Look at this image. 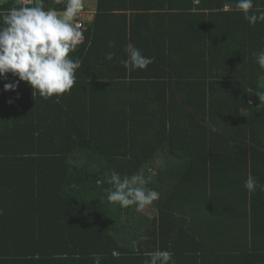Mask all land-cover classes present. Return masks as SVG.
<instances>
[{"label": "trees", "instance_id": "trees-1", "mask_svg": "<svg viewBox=\"0 0 264 264\" xmlns=\"http://www.w3.org/2000/svg\"><path fill=\"white\" fill-rule=\"evenodd\" d=\"M225 4L97 0L69 93L0 78V264H143L156 249L175 264H264V22ZM129 43L146 69L120 63ZM140 170L159 194L150 212L110 203L112 171Z\"/></svg>", "mask_w": 264, "mask_h": 264}, {"label": "clouds", "instance_id": "clouds-1", "mask_svg": "<svg viewBox=\"0 0 264 264\" xmlns=\"http://www.w3.org/2000/svg\"><path fill=\"white\" fill-rule=\"evenodd\" d=\"M32 6L21 5L0 11V78L8 79V73L18 77L14 82L3 85L5 91H15L21 81L32 89L33 95L38 94L44 100L55 96L61 97L69 93L76 83V71L81 68L79 58H73L69 53L76 52L84 43L81 25L75 23L76 17L84 7V0H52L53 4H63L58 11L55 7H45V0H29ZM254 0H235V7L224 5V11H239L249 25L255 26L264 22V10H251ZM110 41L108 47H114ZM127 59L120 63L126 69H146L153 62L141 50L129 43L125 49ZM114 53H107L105 59L112 61ZM256 63L264 71V50L256 54ZM261 103H264V91L257 93ZM110 185L105 191L110 203H118L122 208L135 206L142 211L158 200L155 190L146 189L148 183L143 170L131 176L112 171L107 178ZM258 186L256 178L249 174L244 182V188L255 192ZM264 191V184L259 185ZM133 252L140 255V249L133 246ZM114 258L120 253L112 251ZM143 264H175L173 253L169 250L156 249L144 252ZM38 259V255L35 257ZM96 264L100 262L99 254H94Z\"/></svg>", "mask_w": 264, "mask_h": 264}, {"label": "built area", "instance_id": "built-area-1", "mask_svg": "<svg viewBox=\"0 0 264 264\" xmlns=\"http://www.w3.org/2000/svg\"><path fill=\"white\" fill-rule=\"evenodd\" d=\"M17 2L20 4V5H24V6H30L32 5V3L29 2V0H17ZM91 10H88L86 8V4L84 2V7L82 9V11L78 14V16L76 17V20L74 21L75 23H78L81 25V31L83 32V35H84V41L86 39V36H85V31L87 30V25H88V22L89 20L93 19V14L90 12Z\"/></svg>", "mask_w": 264, "mask_h": 264}, {"label": "rangeland", "instance_id": "rangeland-1", "mask_svg": "<svg viewBox=\"0 0 264 264\" xmlns=\"http://www.w3.org/2000/svg\"><path fill=\"white\" fill-rule=\"evenodd\" d=\"M84 2L88 5H91L92 6H95L96 5V2L97 0H84ZM91 12V11H90ZM92 13V12H91ZM152 206V205H151ZM149 207L147 206L144 210L147 211V212H150V210L148 209Z\"/></svg>", "mask_w": 264, "mask_h": 264}, {"label": "crops", "instance_id": "crops-1", "mask_svg": "<svg viewBox=\"0 0 264 264\" xmlns=\"http://www.w3.org/2000/svg\"><path fill=\"white\" fill-rule=\"evenodd\" d=\"M90 6H91V5H90ZM95 9H96V5L90 7V10L92 11V14H93V18H94V14H95V11H96Z\"/></svg>", "mask_w": 264, "mask_h": 264}]
</instances>
